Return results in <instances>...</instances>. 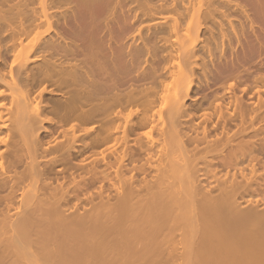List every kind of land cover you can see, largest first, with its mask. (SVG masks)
<instances>
[{
	"label": "bare ground",
	"instance_id": "1",
	"mask_svg": "<svg viewBox=\"0 0 264 264\" xmlns=\"http://www.w3.org/2000/svg\"><path fill=\"white\" fill-rule=\"evenodd\" d=\"M241 1L0 0V264H264Z\"/></svg>",
	"mask_w": 264,
	"mask_h": 264
},
{
	"label": "rangeland",
	"instance_id": "2",
	"mask_svg": "<svg viewBox=\"0 0 264 264\" xmlns=\"http://www.w3.org/2000/svg\"><path fill=\"white\" fill-rule=\"evenodd\" d=\"M237 2L240 3V4H243V1H241V0H237ZM245 4H246V3H245ZM242 6L246 7V9H248V7H247L246 5H242ZM240 41L243 42V39H242V40L240 39ZM237 48H238V49H237ZM233 49H234V50L237 49V50H236L237 53H238L239 50L241 51L240 46H237L235 43L233 44ZM240 51H239V53H240Z\"/></svg>",
	"mask_w": 264,
	"mask_h": 264
}]
</instances>
